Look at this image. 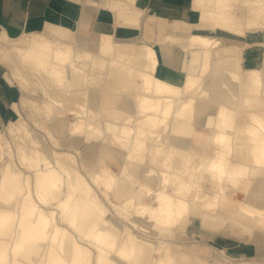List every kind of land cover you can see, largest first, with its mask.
<instances>
[{
	"label": "bare ground",
	"instance_id": "6f19581e",
	"mask_svg": "<svg viewBox=\"0 0 264 264\" xmlns=\"http://www.w3.org/2000/svg\"><path fill=\"white\" fill-rule=\"evenodd\" d=\"M154 1L117 0L111 14L122 36L104 28L102 10L97 34L84 40L74 26L82 0H56L59 20L38 29L12 14V0H0L10 10L1 15L0 64L22 89L41 79L42 127L64 148L34 140L30 130L13 138L23 160L33 141L44 165L35 179L26 176L24 191L11 162L1 164L0 131V264H224L209 262L213 247L203 239L234 256L263 246L264 0H243L251 40L230 48L227 42L242 34L231 24L240 0H185L192 24L185 22L184 41L173 40L172 52L163 47L173 74L161 66L155 44L168 17L175 25L183 20L181 9L149 18ZM146 19L155 40L131 39ZM248 53L261 64L244 66ZM53 122L62 123V137ZM94 185L139 230L173 228L178 240L202 239L186 245L195 255L178 243L155 248L123 225ZM146 194H154L155 206L139 202ZM248 233L255 243L242 240Z\"/></svg>",
	"mask_w": 264,
	"mask_h": 264
},
{
	"label": "rangeland",
	"instance_id": "374dc122",
	"mask_svg": "<svg viewBox=\"0 0 264 264\" xmlns=\"http://www.w3.org/2000/svg\"><path fill=\"white\" fill-rule=\"evenodd\" d=\"M42 1L44 2L45 0H42ZM116 4H117V0H115L114 5H116ZM210 9L213 12H217V10H218L215 6H213ZM153 12H155V9L149 5V7L147 9V13L152 14ZM231 12H232V14H231L232 23L231 24L234 28L241 30L242 34L239 36L235 35L234 39L227 42L228 45H226V46H228L229 48L235 44H239V46H245L246 41L249 39L251 40V37L248 35L249 31H251V30L246 28L247 6L243 3V0H240L236 4L233 5ZM254 31L255 32L258 31L259 33L261 32V30H254ZM259 36H261V35H259ZM253 37H256V36H253ZM260 42H262V41H260ZM263 58H264V55H263ZM260 63L261 62L258 61L259 65H260ZM243 64H244V66H246V61H244ZM9 70H10V73L12 74L11 69H9ZM38 83H39L38 85L32 86V88L29 91L21 88V96H20L19 101H18V105L20 108V115H18L17 119L12 121L13 123L7 124V120L0 118V131L3 134V140H2L3 159L1 161V164L5 165L7 162H11L12 169L19 173L20 183H21L20 186L23 188L24 191H26V184H25L26 176L30 175L32 180L35 179L37 173H41L43 171L44 165L41 164L43 166V168H41L38 164L39 163L38 160H40L41 155H40L39 148L36 147V145H33V141L29 145V147L26 149L27 150L26 154H23V155H25L24 160H23V158L21 157L22 153H20L19 148L17 147L13 138L15 136L20 135V134H24V132L27 130H30L33 134L34 140L38 139L43 143L49 144L52 148H55L57 150H63L64 149V148L61 149V147H56L53 144L51 138L49 137L48 132L45 129H43V127H42L43 125H45L46 120H45V117L43 116V114L40 113V111L38 109V105L42 103V99H43L42 97L45 93H47V90L44 88L42 81L39 78H38ZM94 107H96V106H94ZM10 113L12 114L11 118H14L16 116V113L14 111H11ZM68 117L70 120L73 119V116H68ZM50 126H51L52 130L55 131V134L57 137H62L63 134H60L56 131V130H58V127L60 126V122H53L50 124ZM67 149L69 151H74L70 148H67ZM79 166L82 169L81 165H79ZM145 168H146V171H148V169L150 167L145 166ZM82 171L84 173L83 169H82ZM61 177L63 179L65 178V174L63 171H61ZM89 180H90V178H89ZM94 187L98 191L100 197L106 203L107 207L123 223V225L129 227L132 231L140 234L143 237L151 238L152 240H154L155 248H159L165 242H168L172 245L175 243H178V244L182 245V248L184 250L191 253L192 255H195L190 251L189 248L188 249L186 248V245H192L193 243H200L197 241H202V239L195 238V239H190V240L189 239L178 240V239L173 237V230H174L173 228H169L170 231H165L163 233L160 232L157 235L145 233L144 231L139 230L136 227V225L131 223L128 219L121 217V215L117 212L115 206H113V204L103 194L101 189H99L96 185H94ZM23 195L24 194H22L21 197ZM46 197L49 199L50 194L47 193ZM111 198L115 203H121L120 200L114 198L113 196ZM139 202L146 203V204L151 205V206L156 205L155 200H154V194H146L145 199H142ZM43 207H45L47 209V208H51L52 205L46 203V205H43ZM64 226L66 227L65 224H64ZM69 230H71L70 231L71 236L72 235L74 236V233L72 232L73 229L69 228ZM114 234L117 237H119L121 235V230L116 229L114 231ZM219 234L225 236V234H223V233H219ZM241 238L243 241H246L249 243L252 242V244L254 242L249 233L246 235H243ZM203 241H206L203 244L205 247H211V246L213 247V252H212L213 254L209 256V260H210L209 262L210 263L216 259H219L224 264H255V263L256 264H264V247H263L264 242H262V241H260L261 243H263V246L262 247L260 246L262 249H260V247H258L257 250H255V251H253V249H252L251 252H249L247 254L244 253L245 255H243V256H234L233 251H232V253H227V252L223 253L222 252L223 249L221 247H219L218 245H215L214 243H208L207 240H205V239H203ZM84 242L89 243L88 241H84ZM251 247L253 248L252 245H251ZM154 256H156V255L154 254ZM211 264H213V263H211Z\"/></svg>",
	"mask_w": 264,
	"mask_h": 264
},
{
	"label": "crops",
	"instance_id": "0c3cea01",
	"mask_svg": "<svg viewBox=\"0 0 264 264\" xmlns=\"http://www.w3.org/2000/svg\"><path fill=\"white\" fill-rule=\"evenodd\" d=\"M82 1L83 3L81 7L79 6V9L78 7L74 6V10L77 11L78 9V18L76 21L77 23L74 25L76 26L75 27L76 34L78 36H81L84 40H86L88 35L92 36V35L97 34L96 33L97 29H99L100 27L98 25V20L100 19L102 10L107 11L108 22H109L107 27H104V28H111L115 34L122 36L121 34L124 33V30L118 27V24L116 23L115 18L111 14V9L115 7L114 5L115 0H82ZM8 2H5V4L3 2L2 5H0V23L3 22L1 15H3L4 17L5 11L9 9V7H6V4ZM56 4H57L56 0H45L44 2L42 0H31V1L30 0H12V10L11 11H12V14L17 17H20V18L26 17V20H27L26 26L28 28L38 29L43 25V22L46 20L47 21L49 20L53 23L59 20L61 16L60 11L62 10V7H56L58 6ZM150 6H152V8L155 9V12H153L152 14H148L146 11L147 16L149 18H155L156 15H158L160 10H162L163 8H169L171 10H173V8L181 9L183 20L180 23H177L175 25L176 23V19H174L175 17L173 16L168 17L166 21L167 30L164 31L165 32L164 39L160 43L157 42L155 44L157 45V47H159L160 52H161L160 53V59L162 61L161 66L163 67L165 66L173 74V63H171L170 60L167 59V57L166 58L164 57L165 51L163 47H166V50H169L172 52L173 45H174L173 40L178 41L179 44L180 42L184 41V38H182V36L186 35L184 34L185 32L184 27L187 26L185 22L189 21V23L192 24V19L187 20L188 10L191 7L186 3L185 0H155L153 3L150 4ZM147 22L153 23L152 20L150 21L144 20L143 23L137 28L139 30L138 33L136 34L138 35V38L136 36H132L131 39L141 40L143 38L144 40L146 39L148 40L150 39L153 41L155 40L154 37L152 36L155 25H152L151 23H147ZM204 30L205 29H202L201 31L205 32ZM93 42H94V39H93ZM95 49H96V46H95ZM258 61L261 62V59L258 55H255V54L246 55V66L248 67L258 66L259 65ZM262 64H263V69H264V63ZM182 82H183L182 77H179L177 83L182 84ZM20 96H21V87L18 85L16 80H14L13 75L10 73L9 68L0 64V118L7 120V124H10L12 121L17 119L18 115H20V108L18 105ZM236 106L237 107L239 106V101L237 102ZM11 111H14L16 113V116L14 118H11L12 117V114L10 113ZM62 128H63V125L60 122V126L58 127V132Z\"/></svg>",
	"mask_w": 264,
	"mask_h": 264
}]
</instances>
